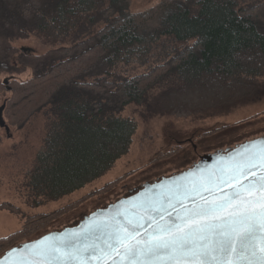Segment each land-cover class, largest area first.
<instances>
[{"label": "trees", "instance_id": "trees-1", "mask_svg": "<svg viewBox=\"0 0 264 264\" xmlns=\"http://www.w3.org/2000/svg\"><path fill=\"white\" fill-rule=\"evenodd\" d=\"M131 2L0 0L3 117L20 127L37 113L51 117L24 183L33 206L100 178L130 150L137 123L121 115L130 103L152 114L183 115L225 112L254 98L264 75V0H160L136 11ZM31 36L48 46L41 55L16 45ZM0 208L16 210L10 203ZM61 214L26 219L0 238V255Z\"/></svg>", "mask_w": 264, "mask_h": 264}, {"label": "snow or ice", "instance_id": "snow-or-ice-1", "mask_svg": "<svg viewBox=\"0 0 264 264\" xmlns=\"http://www.w3.org/2000/svg\"><path fill=\"white\" fill-rule=\"evenodd\" d=\"M236 151L215 172L177 184L167 206L142 205L134 218L120 213L88 234L45 237L0 264H264V141ZM97 231L103 246L88 243Z\"/></svg>", "mask_w": 264, "mask_h": 264}, {"label": "rangeland", "instance_id": "rangeland-1", "mask_svg": "<svg viewBox=\"0 0 264 264\" xmlns=\"http://www.w3.org/2000/svg\"><path fill=\"white\" fill-rule=\"evenodd\" d=\"M159 1L132 0L130 7L135 11L145 10ZM16 45L29 47L36 53L48 49L47 45L32 36L19 39ZM28 74L27 71L21 77ZM259 81L250 102L238 104L225 112L152 114L146 105L130 103L121 111V115L131 117L137 123L130 150L119 157L105 175L59 200L37 206L26 202L24 183L27 172L34 166L44 146L51 117L45 112L37 113L23 127L8 120L11 136L4 127H0V204L10 203L16 210L0 208V238L21 229L26 219L59 211L61 215L22 239L30 240L43 232L60 230L148 180L185 168L193 157L198 159V153L214 151L264 134V75L259 77ZM212 129L217 130L210 133ZM116 179L120 181L112 188L91 195Z\"/></svg>", "mask_w": 264, "mask_h": 264}, {"label": "water", "instance_id": "water-1", "mask_svg": "<svg viewBox=\"0 0 264 264\" xmlns=\"http://www.w3.org/2000/svg\"><path fill=\"white\" fill-rule=\"evenodd\" d=\"M8 81L9 80L7 78L4 79L5 83H8ZM4 107L5 103L0 107V127H4L8 136H11L12 133L10 127L3 117ZM253 141H264V134L253 136L243 142L235 143L234 145H229L223 148H218L214 151L200 154L198 160L190 164L187 168L174 172L170 175H162L152 181L148 180L147 182L141 184V186L136 190H131L129 194L119 197L115 201H112L103 207L96 208L92 212L84 214L75 224L65 226L60 230L43 232L41 235L36 236L33 239L11 246L0 255V260H3L5 254L11 249L16 248L23 251L25 245H32L40 240H43L45 237L61 236L72 232L88 234L96 224L104 221H111L113 218L119 217L120 213H124L127 216L134 218L138 212H141L142 205L147 206L151 203L158 204L160 201L164 200L165 206H167L165 197L170 194L171 190H173L177 184H186L189 181H198L202 177H206L209 172H215L222 161L226 162L231 158L236 157V150L240 149L243 145L250 144ZM177 208H179V205H177ZM173 215H175V212H173ZM119 218L123 219L122 217ZM156 218L158 219L159 217ZM145 227H147V224ZM150 230L151 229H149V231ZM97 237H100L101 239L97 241ZM104 238L103 232L97 231L88 237V243L91 244L93 241H96L103 246ZM115 259L118 260L119 258ZM91 264H102V262L99 257H96L92 260ZM107 264H112V259H109Z\"/></svg>", "mask_w": 264, "mask_h": 264}, {"label": "bare ground", "instance_id": "bare-ground-1", "mask_svg": "<svg viewBox=\"0 0 264 264\" xmlns=\"http://www.w3.org/2000/svg\"><path fill=\"white\" fill-rule=\"evenodd\" d=\"M122 3H123V2H122ZM126 3H127V2H126ZM164 3H165V2H164ZM7 4H8V3H7ZM191 5H192V4H191ZM123 6H124V5H123ZM163 6H164V5H163ZM107 8H108V7H107ZM103 10H104V9H103ZM109 10H110V9H109ZM149 12H150V11H149ZM162 12H163V11H162ZM107 13H108V12H107ZM157 13H158V12H157ZM101 14H102V13H101ZM147 14H148V13H147ZM144 15H145V14H144ZM97 16H98V15H97ZM134 17H135V16H134ZM142 17H143V16H142ZM144 17H145V16H144ZM36 20H38V19H36ZM132 20H133V19H132ZM138 20H139V19H138ZM138 20H137V21H138ZM147 20H148V19H147ZM119 21H120V20H119ZM140 21H141V19H140ZM193 21H194V20H193ZM121 22H122V21H121ZM133 22H134V20H133ZM141 22H142V21H141ZM28 23H29V22H28ZM118 23H119V22H118ZM126 23H128V22H126ZM120 24H121V23H120ZM193 24H194V23H193ZM112 25H113V24H112ZM116 25H118V24H116ZM132 25H133V24H132ZM31 26H32V25H31ZM122 26H123V25H122ZM122 28H123V27H122ZM103 30H104V29H103ZM100 31H101V30H100ZM107 31H109V30H107ZM112 32H113V31H112ZM55 33H56V32H55ZM101 33H102V32H101ZM3 34H4V33H3ZM104 35H105V34H104ZM108 36H109V35H108ZM110 36H111V35H110ZM146 37H147V36H146ZM3 39H4V38H3ZM6 39H7V38H6ZM6 39H5V40H6ZM91 39H92V38H90V40H91ZM110 39H111V38H110ZM112 39H113V37H112ZM6 43H8V41H7ZM194 43H195V42H194ZM197 43H200V42H197ZM9 44H10V42H9ZM104 44H105V42H104ZM117 44H118V43H117ZM128 44H129V43H128ZM128 44H127V45H128ZM75 45H76V44H75ZM106 45H107V44H106ZM188 45H189V44H188ZM196 45H197V44H196ZM7 46H8V45H7ZM97 46H98V45H97ZM208 46H209V45H208ZM15 47H16V46H15ZM107 47H108V46H107ZM204 47H205V46H204ZM4 48H5V47H4ZM12 48H13V47H12ZM94 48H95V47H94ZM14 49H16V48H14ZM188 49H189V48H188ZM11 50H13V49H11ZM105 50H106V49H105ZM191 50H192V49H191ZM193 50H194V49H193ZM21 51H22V50H21ZM8 52H9V51H8ZM46 53L48 54V51H47ZM54 53H55V52H54ZM91 53H92V52H91ZM27 54H28V53H27ZM2 55H4V54H2ZM23 55H24V54H23ZM28 55L31 56V54H28ZM40 55H41V53H40ZM44 55H46V54H44ZM81 55H83V54H81ZM34 56H35V55H34ZM34 56H33V57H34ZM54 56H55V55H54ZM88 56H89V55H88ZM91 56H92V55H91ZM8 57H9V56H8ZM8 57H7V58H8ZM78 57H79V56H78ZM138 57H139V56H138ZM141 57H142V56H141ZM21 58H22V57H21ZM84 58H85V57H84ZM139 58H140V57H139ZM187 58H188V57H187ZM8 59H9V58H8ZM18 59H19V58H18ZM86 59H88V58H86ZM86 59H85V60H86ZM23 61H24V60H23ZM4 62H5V61H4ZM24 62H25V61H24ZM30 62H31V61H30ZM177 62H178V61H177ZM179 62H180V61H179ZM28 63H29V62H28ZM32 64H33V63H32ZM80 64H81V63H80ZM4 65H5V64H4ZM41 65H42V64H41ZM76 65H77V63H76ZM12 66H13V65H12ZM73 66H74V65H73ZM92 66H93V65H92ZM10 67H11V66H10ZM18 67H19V66H18ZM46 67H47V66H46ZM4 68H5V67H4ZM4 68H3V69H4ZM15 68H16V67H15ZM166 68H167V67H166ZM7 69H8V68H7ZM9 69H10V68H9ZM20 69L22 70V67H21ZM53 69H54V68H53ZM59 69H60V68H59ZM78 69H79V68H78ZM82 69H83V67H82ZM157 69H158V68H157ZM16 70H17V69H16ZM154 70H155V69H154ZM162 70H163V69H162ZM54 71H55V69H54ZM54 71H53V73H54ZM79 71H80V70H79ZM82 71H83V70H82ZM85 71H86V69H85ZM85 71H83V72H85ZM63 72H64V70H63ZM92 72H93V71H92ZM261 72H262V71H261ZM48 73H49V72H48ZM50 73H51V72H50ZM50 73H49V74H50ZM59 73H60V72L57 73V71H56V74L59 75ZM73 73H74V72H73ZM75 73H76V72H75ZM154 73H155V71H154ZM154 73H153V75H154ZM51 74H52V73H51ZM56 74H55V75H56ZM151 75H152V73H151ZM49 76H50V75H49ZM59 76H60V75H59ZM66 76H67V75H66ZM66 76H65V77H66ZM50 77H51V76H50ZM69 77H70V76H69ZM151 77H154V76H151ZM190 77H191V76H190ZM31 78H33V77H31ZM41 78H42V77H41ZM41 78H40V79H41ZM15 79H16V78H15ZM15 79H14V80H15ZM35 79H36V78H35ZM56 79H57V77H56ZM63 79H64V78H63ZM132 79H133V78H132ZM16 80H17V79H16ZM16 80H15V81H16ZM27 80H28V79H27ZM42 80H43V79H42ZM150 80H151V83H152L153 80H152V79H150ZM150 80H149V81H150ZM15 81L12 80L13 83H16ZM17 81H19V80H17ZM144 81H145V80H144ZM146 81H147V79H146ZM30 82H32V81H30ZM35 82H36V80H35ZM39 82H40V81H39ZM53 82H54V81H53ZM139 82H140V81H139ZM73 83H74V82H73ZM144 83H145V82H144ZM144 83H142V84H144ZM2 84H3V83H1V85H2ZM22 84H23V83H22ZM60 84H61V82H60ZM64 84H65V83H64ZM34 85H35V83H34ZM50 85H51V84H50ZM89 85H90V84H89ZM28 86H29V84H28ZM38 86H39V85H38ZM144 86H145V85H144ZM1 87H2V86H1ZM32 87H33V86H32ZM95 87H96V86H95ZM53 88H54V86H53ZM126 88H127V87H126ZM36 89H37V88H36ZM145 89H146V88H145ZM33 90H34V89H33ZM144 91H145V90H144ZM17 92H18V91H17ZM33 92H34V91H33ZM140 92H141V91H140ZM13 93H14V92H13ZM13 93H12V94H13ZM12 94H11V95H12ZM27 95H28V94H27ZM12 96H13V95H12ZM28 96H29V95H28ZM46 96H47V95H46ZM13 97H14V96H13ZM130 97H131V96H130ZM139 97H140V96H139ZM139 97H138V98H139ZM10 98H11V97H10ZM19 98H20V97H19ZM27 98H28V97H27ZM136 98H137V96H136ZM32 99H33V98H32ZM12 100H13V99H12ZM45 100H46V99H45ZM7 101H8V100H7ZM28 103H29V102H28ZM9 104H10V103H9ZM26 104H27V101H26ZM39 104H40V103H39ZM43 104H44V103H43ZM7 105H8V103H7ZM21 106H22V105H21ZM25 107H26V106H25ZM29 107H30V106H29ZM8 108H10V107H8ZM30 108H31V107H30ZM15 109H16V108H15ZM33 109H34V108H33ZM10 111H11V109H10ZM12 111H13V110H12ZM20 111H21V110H20ZM29 111H30V110H29ZM29 111H28V112H29ZM20 113H21V112H20ZM26 114H27V113H26ZM15 115H16V114H15ZM22 116H23V115H22ZM15 118H16V117H15ZM23 118H24V117H23ZM20 125H21V124H20Z\"/></svg>", "mask_w": 264, "mask_h": 264}, {"label": "flooded vegetation", "instance_id": "flooded-vegetation-1", "mask_svg": "<svg viewBox=\"0 0 264 264\" xmlns=\"http://www.w3.org/2000/svg\"><path fill=\"white\" fill-rule=\"evenodd\" d=\"M195 149H196V146H195ZM198 153V152H197ZM199 155H200V153H198L197 154V157L199 158ZM198 159H196L195 157H193V160L190 162V164H192V163H194V162H196ZM190 164H188L185 168H187ZM184 169V168H183ZM182 170V169H181ZM180 171V170H179ZM176 172H178V171H176ZM174 173V172H173ZM172 174V173H171ZM170 175V174H169ZM160 177V176H159ZM159 177H157V178H159ZM156 179V178H155ZM141 185H139V186H137V187H135V188H133V189H130L129 191H128V193L127 194H129L130 193V191L132 190V191H134V190H136L137 188H139Z\"/></svg>", "mask_w": 264, "mask_h": 264}]
</instances>
